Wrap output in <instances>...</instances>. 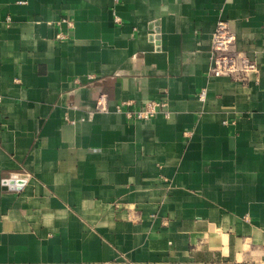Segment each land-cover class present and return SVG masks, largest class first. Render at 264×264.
<instances>
[{
    "label": "crops",
    "instance_id": "1",
    "mask_svg": "<svg viewBox=\"0 0 264 264\" xmlns=\"http://www.w3.org/2000/svg\"><path fill=\"white\" fill-rule=\"evenodd\" d=\"M0 264H264V0H0Z\"/></svg>",
    "mask_w": 264,
    "mask_h": 264
},
{
    "label": "built area",
    "instance_id": "2",
    "mask_svg": "<svg viewBox=\"0 0 264 264\" xmlns=\"http://www.w3.org/2000/svg\"><path fill=\"white\" fill-rule=\"evenodd\" d=\"M10 21V18H8ZM213 67L211 76L229 77L240 82H247L253 72L257 70V63L243 52L235 49L237 38L225 21H219L213 35ZM105 97L101 98V105L104 106ZM159 103H149L145 109L137 113V118L148 120L157 114Z\"/></svg>",
    "mask_w": 264,
    "mask_h": 264
},
{
    "label": "water",
    "instance_id": "3",
    "mask_svg": "<svg viewBox=\"0 0 264 264\" xmlns=\"http://www.w3.org/2000/svg\"><path fill=\"white\" fill-rule=\"evenodd\" d=\"M27 175H14L11 179L13 180H17L18 179V182L16 183V187L14 188L15 190H21L25 181L27 180ZM9 184V181L7 180L5 182V185H8Z\"/></svg>",
    "mask_w": 264,
    "mask_h": 264
}]
</instances>
